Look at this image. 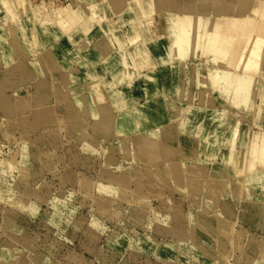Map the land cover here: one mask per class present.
Wrapping results in <instances>:
<instances>
[{
	"label": "rangeland",
	"instance_id": "rangeland-1",
	"mask_svg": "<svg viewBox=\"0 0 264 264\" xmlns=\"http://www.w3.org/2000/svg\"><path fill=\"white\" fill-rule=\"evenodd\" d=\"M153 1L28 0L25 14L0 9V264H264V187L248 188V172L220 159L225 126L213 140L204 124L212 108L226 114L237 134L224 147L235 155L264 105L263 79L246 105L232 103L225 82L209 78L231 67L200 48L181 62L169 56L176 26ZM191 4L200 0L179 8ZM59 17L69 24L54 23ZM80 38L88 42L79 46ZM186 112L192 126L175 154L144 145L142 133ZM193 157L222 162L225 188L213 194V184L192 183Z\"/></svg>",
	"mask_w": 264,
	"mask_h": 264
},
{
	"label": "bare ground",
	"instance_id": "bare-ground-1",
	"mask_svg": "<svg viewBox=\"0 0 264 264\" xmlns=\"http://www.w3.org/2000/svg\"><path fill=\"white\" fill-rule=\"evenodd\" d=\"M27 1L28 0H0V9L5 10L7 13L18 11L21 14H25L29 11V8L27 7ZM171 1L172 2H169V1L167 2L166 0H154L153 1L154 7H155L153 8V10H157V12H160V11L165 10L164 9L165 7L167 10H169L167 12V16L171 17V18H168V20L171 22H174L176 26L175 31L171 30V32H169V35L172 37L171 44L169 47L170 48L169 56L173 54V56L176 57L179 60V62H181V60H184L185 57L188 56V54L194 53V51H196L199 48L203 49L204 51L209 52L212 55L213 62L218 67H222L224 66V64H226L227 67H231V72L226 71L227 69L224 70L225 68H223L222 70L219 68H215L213 71L209 73V78L211 82L213 83V85H216L219 87H222L223 83L225 82L223 90H225L226 92H229V95H230L229 100L232 103L238 102L241 105H246L249 102L253 94L252 87L256 82V77L260 76V78L263 79L262 88H261V91H262L261 97L264 101V90H263L264 88V0H200L199 7L191 4L188 6L185 5L184 8H179L180 7L179 5L182 3V0L180 1L171 0ZM249 13H252L255 15L254 21H252V19L248 17L247 14ZM97 15L98 13L94 14L93 17L97 21V23H100V20H98ZM58 20L59 22L57 21L54 23L60 24L62 28L69 24V20L67 19H66L67 24H65L66 22L62 21L60 17L58 18ZM39 22L41 26L47 25V23L41 18H39ZM24 23L25 21H19V24H18L19 30L20 29L23 30L22 28L25 27ZM131 24H132L133 30L135 31L136 25L133 22H131ZM85 27H86V30L90 32L91 24L87 22L85 23ZM94 33L95 31L90 34L92 35L93 39L95 37ZM163 33H164L163 40H166V38L168 37L167 32L165 31ZM228 35L235 36L236 39L240 38L241 46H239V48L237 47L238 51H235V52L232 51L233 45L230 46L231 47V49H229L230 51L228 50V46H225V44L227 43L226 38L228 37ZM131 40H134V37H132ZM87 42L88 40H86V38L78 39L79 46H81L80 44L82 43L85 44ZM228 57L230 58L229 66L227 62ZM159 76H160L159 78L160 80L164 79L163 78L164 75H162V73ZM153 81H158V79H154ZM97 97L99 98L100 96H97ZM101 107H103L102 112H105L106 111L105 105L103 104ZM158 111L159 110H157V114L160 113V111L159 113ZM138 112H143V110L142 111L140 110ZM259 113H260V116H263L264 118V105L261 106V110ZM83 119L85 118L83 117ZM192 121H193V118H191L189 114L186 112L185 116H183L181 120L179 121L169 120L168 122L165 123L164 127H162L161 130H159V128L150 129V131L142 133L141 138L143 140L144 145L146 147H149V149L154 150V151L156 150L155 152H158V154L164 153L162 156L163 158H166L165 156L170 157L173 154H175L174 153L175 149L177 147V144L181 140L182 136H185L186 131L188 129L190 130L192 126L191 125ZM204 124H205V128L207 129V139L209 138L213 140H217V134L219 133L218 128L225 126V132L222 133L223 145H221V148L219 149L220 150L219 156L221 158L220 157L219 158L228 163L231 162L232 164L234 155L233 153L231 154L229 150L225 149L224 143L230 142L234 144L236 141L235 136L237 133H236V130L233 128L232 124L228 120H226V114H224L223 112L215 108H212L208 111ZM263 141H264V138H262V140L260 141V151L257 154L256 158L253 159L252 157L245 156V159L241 160L242 163L240 165V169L245 170L249 174V177H248L249 179L247 178L248 188H251L253 186L254 188H258V187L260 188L262 186L264 187V183H263L264 176L260 175L261 172H263V175H264V142ZM162 148L164 149L162 150ZM206 152L212 155L211 152L210 153L208 151ZM208 160L209 159H206V158L204 159L201 157H193V158H189L188 160H186V165L189 168L188 173L195 175V178H192L194 179L192 183L194 184L201 183V185H205L206 187H209L210 184H213L214 188L213 189L209 188L210 190L209 192L216 194L220 190L225 188L224 181L220 179V176H224V174H229V171L222 165V162L219 163L218 161L214 162L211 160L210 162H208ZM233 163L235 164V159ZM211 175H213L214 177H212ZM257 184L258 185L262 184V186H258ZM238 191L239 190H237V193ZM263 217H264V210L263 208H261V211L258 213V218L260 221H262Z\"/></svg>",
	"mask_w": 264,
	"mask_h": 264
},
{
	"label": "crops",
	"instance_id": "crops-1",
	"mask_svg": "<svg viewBox=\"0 0 264 264\" xmlns=\"http://www.w3.org/2000/svg\"><path fill=\"white\" fill-rule=\"evenodd\" d=\"M138 10H139V7H137L135 10L136 14L138 13ZM140 19H145V18H140ZM226 39H227V43L225 44V46H228V50H229L231 49L230 46L234 44L236 37L228 35ZM260 86L262 88V81H261ZM260 110H261V106H258V108H256V112L254 116L252 117L248 130L243 135L244 139L242 140L240 138L237 141V144H236L237 148H236V154L234 155V159H235V166L239 170H241L240 169V165L242 163L241 160L245 159V156H249L254 159L257 157V154L260 151V141L262 140V138H264V118L263 116H260V113H259ZM234 159H233V162H234ZM237 220L239 224L243 222L241 217H238Z\"/></svg>",
	"mask_w": 264,
	"mask_h": 264
}]
</instances>
